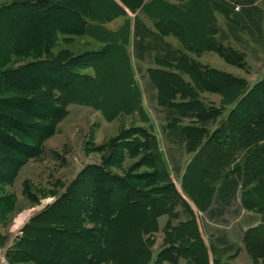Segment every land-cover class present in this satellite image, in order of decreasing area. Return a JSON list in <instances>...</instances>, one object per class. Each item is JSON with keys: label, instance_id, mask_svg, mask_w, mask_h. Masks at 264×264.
Wrapping results in <instances>:
<instances>
[{"label": "trees", "instance_id": "16d2710c", "mask_svg": "<svg viewBox=\"0 0 264 264\" xmlns=\"http://www.w3.org/2000/svg\"><path fill=\"white\" fill-rule=\"evenodd\" d=\"M120 1L133 12L147 10L149 17L154 19L156 31L148 28L139 17L136 18L134 47L136 58L144 59L147 54L156 65L148 68L147 74L151 84L157 89L159 106L168 109V124L165 127L168 134L185 141L189 152L199 149V152H204L207 147H211L212 151L208 155L211 163L207 166L218 164L215 181L222 175L221 170H225L224 167L231 168L225 172L220 186V208L232 200L238 189H242L243 206L262 216L259 225L249 228L242 236L243 246L257 264L254 247L264 246V167L259 165L264 160V110L246 119L241 117V112L246 106L257 104L261 96L264 97V79L250 88L244 78L203 65L199 57L213 51L219 53L227 62L238 64L239 61L236 63L231 58V50L222 45L230 33L228 31L226 34L216 26L215 12L225 16V24L228 23L227 26H230L234 36V31L240 30L237 27H241L252 37L262 40L263 9L257 4L258 0H193L190 3V0H180L188 2L182 5L159 0L156 4H149L150 6L145 5V0ZM65 4V0H7L0 4V19L5 18L15 25L25 21L41 25L49 23L58 12L64 11ZM70 13L75 18V27L62 28L60 32L66 35L91 36L98 43L104 44L102 49L64 58L60 54L52 57L49 53L52 42L50 45L38 47L34 59L21 64L15 63L11 68L1 71L2 64L8 57L2 46L0 32V95L6 93L5 87H10L8 93H12L11 96L0 97V180L11 182L29 158L41 155L43 142L56 134L58 123L68 115L69 104L78 103L80 90L94 83L71 68L84 67L94 62V59L108 49L123 48L109 42L106 39L108 31L104 29L106 23L127 15L126 10L115 0H93L88 9L75 8ZM170 35L179 40L182 49H176L166 42L165 37ZM32 39L34 38L30 36L29 40ZM120 53L124 58V53ZM124 63L125 77L120 79V84L133 93L136 103L132 102L133 98L127 97L124 100V106L130 112L131 104L141 107L142 102L132 70L125 58ZM94 68L97 70V65ZM204 92L221 94L223 98L220 105L206 104L202 99ZM90 95L88 100L93 97L95 106L101 108L106 95L97 96L99 94L95 91ZM31 105L47 109L48 116L31 111ZM103 106L104 110L108 107L107 111L111 115L117 110L111 105ZM230 106L233 107L225 119L220 121V117ZM7 107H15L17 111L28 116L46 118L48 126L27 125L16 119ZM186 118H189L190 122L183 124ZM29 128L39 130L40 135L31 136ZM133 134L143 137L144 140H133L130 137L128 140V137L124 136L128 140L124 150L128 146L132 156L146 152L154 155L157 170L144 176L145 183L149 181L146 187H152L151 190H136L135 186L128 184L123 178L110 175L103 166L88 167L80 173L70 190L68 187L65 198L61 197L35 216L26 225L25 230L44 224L48 225V234L58 241H80L81 251L75 259L71 260V263L61 262L62 264H116L113 258L103 259L105 243L99 237L96 240L93 238L95 225L99 233L121 219L141 215L143 220L148 218L151 223L148 232L142 229L140 234V243L146 252L145 264H164L166 261L178 264L181 258L186 260V264H210L193 215L177 226H172L171 221L167 223L164 230L168 247L154 258V243L145 235H152L160 230L161 217L168 215L170 220L178 218V214L174 213V201L179 198L156 136L144 128L134 131ZM20 136L32 140L34 144L24 141ZM258 156L262 160L258 159ZM220 158L224 160V164L219 163ZM207 166H201L196 173L204 176ZM88 170L94 176L93 191L86 197L81 194L80 198L85 197L87 200L79 198L74 206L68 204L70 198L77 200V185L86 177ZM114 183L120 185L122 194L126 193L117 199L116 203L111 200ZM159 183L163 186L159 187ZM253 183L255 185L250 188ZM194 189L197 192L201 189L198 177L194 180ZM140 199L144 202L140 203ZM64 207H69L70 210L64 213ZM87 223H92L93 228L85 227ZM214 264L229 263L216 259Z\"/></svg>", "mask_w": 264, "mask_h": 264}, {"label": "rangeland", "instance_id": "374dc122", "mask_svg": "<svg viewBox=\"0 0 264 264\" xmlns=\"http://www.w3.org/2000/svg\"><path fill=\"white\" fill-rule=\"evenodd\" d=\"M65 1L66 9L53 16L49 23L39 25L33 21H25L15 25L5 18L0 19L2 46L8 57L6 62H3L1 71L11 68L15 63L21 64L29 59H34L37 56L38 47L50 45L52 42L53 45H50L49 51L52 57H57L60 54L64 58L68 55L85 54L103 48V44L95 42L87 35H66L60 32L62 28L75 27V18L70 13L72 10L75 8L88 9L93 0ZM97 1L101 2V0ZM4 2L7 0H0V4ZM257 4L263 9L262 40L252 37L241 27H237L240 30L234 31V36L230 26H227L228 23L225 24V16L215 12L216 26L223 29L226 34L228 31L230 33L222 45L231 50L230 56L236 63L239 61L238 64L227 62L219 53L213 51L206 52L199 57V61L203 65L244 78L250 88L264 79V0H258ZM30 36L34 39L29 40ZM168 42L174 48H180L177 39L171 37L168 38ZM153 55L154 53L151 54V56ZM92 63L80 68H71L72 71L87 76L94 83L80 90L78 103L69 104L68 115L58 123L56 134L43 142L41 155L29 158L11 182L0 180V264H62L61 262L71 263V260L75 259L81 251L80 241H58L48 234V225H34L28 230H25V227L35 216L53 205L58 199L65 198L68 187L70 190L80 173L88 167L103 166L102 168L106 169L110 175L123 178L128 184L135 186L136 190L142 192L151 190L152 187H146L149 181L145 183L144 176L157 170L154 155L151 152H146L132 156L128 146L124 150L128 140H144L143 137L134 135V131L144 128L153 133L154 130L156 135L154 133L153 135L158 136L163 156L169 164V170L174 174L178 173L174 161L179 164L177 166L181 169L184 167V161L189 157L186 150L177 144L179 139L174 135H169L168 130L165 129L168 124V109L159 106L157 89L148 79L147 68L154 66L149 55L146 54V59L143 62H134V73L142 90L143 100H141V107L131 104L130 112L124 106V100L128 97L129 99L133 98L132 102L135 103V101L133 93L120 84V81L125 77L126 63L118 49H108ZM95 65H97V70L94 68ZM4 91L6 93H2L1 98L12 95V93H8L10 87H5ZM92 91L98 93L97 96L106 95L103 105L116 107L117 110L113 115L108 113V107L104 110L103 105L101 108L95 106L93 97L88 100ZM7 93L8 95H6ZM222 98L223 96L219 93L204 92L202 94V99L208 105L219 106ZM232 107L230 106L224 111L220 121L225 119ZM7 108L11 110V114L16 119H20L27 125L48 126L49 122L46 118L22 114L15 107ZM29 109L46 116L49 113L47 109L34 105H31ZM263 110L264 97L261 96L257 104L248 105L242 110L241 117L246 119ZM189 122L190 119L186 118L183 124ZM1 124L3 123L1 122ZM29 134L37 137L40 135V131L29 128ZM124 136H127L128 140ZM20 137L24 141L34 144L32 140ZM258 159L262 160L259 156ZM259 165L264 167V160ZM93 177V174L88 170L86 177L82 178L77 185L75 193L77 200L74 201L70 198L68 204L74 206L81 194L85 197L90 195L93 191ZM254 185L255 183L250 185V188ZM112 186L111 200L116 203V200L126 193L122 194L120 185L114 183ZM158 186L161 187L163 184L159 183ZM150 196L153 197V195ZM85 197H81L83 201L88 199ZM262 198L264 199L263 196ZM143 202L140 199V203ZM68 210H70L69 207L63 208L64 213ZM179 210L180 208L177 209L178 218H173V222L176 224L179 220L185 219L180 216ZM141 217V215H135L128 219H121L109 229L99 233H97L95 225L93 238L96 240L99 237L105 243L104 260L113 258L116 264H145L146 252L144 248L142 249L140 234L142 229H146L148 232L151 223L148 218L143 220ZM261 218L259 213L247 209L239 224H244L248 230L258 226ZM167 220H169L167 217L161 220L163 226ZM93 226L92 223L85 224L87 228H93ZM224 232H227L226 234L233 245L219 255L221 262L256 264L243 246L241 230H238L237 227L207 229L206 238L211 241V238H219ZM145 236L154 243L152 245L154 258L168 247V244L164 243L167 237L164 229ZM254 252L257 264H264V246L254 247ZM230 256L232 259H229ZM178 264H186V260L181 258Z\"/></svg>", "mask_w": 264, "mask_h": 264}, {"label": "crops", "instance_id": "0c3cea01", "mask_svg": "<svg viewBox=\"0 0 264 264\" xmlns=\"http://www.w3.org/2000/svg\"><path fill=\"white\" fill-rule=\"evenodd\" d=\"M159 0H145L144 3L145 5H149L151 3L156 4ZM162 2H168L170 4H175V5H182L188 3L182 2L180 0H161ZM193 1L190 0L189 3ZM115 2L123 7L127 15L126 16H120L116 19H114L110 23H106L104 25V29L108 31L106 39L109 42L116 43L117 45L122 46L119 52L124 53V58L126 61H128V65L130 69L132 70L133 74V80L139 90L140 93V98L143 100V94L142 90L137 82L135 73H134V62L139 61L143 62L146 59V56L144 59H138L136 58L135 55V42H136V35H135V21L136 18L139 17L141 21L145 23V25L150 28L153 31H156L155 26H154V19L149 17L147 10H137L136 12L131 11L125 5L120 1V0H115ZM152 5V4H151ZM150 6V5H149ZM147 8V7H146ZM95 42L97 40L91 36H88ZM175 38L174 36L170 35L165 37V40L167 43L168 38ZM177 39V38H175ZM178 40V39H177ZM179 41V40H178ZM180 43V42H179ZM170 44V43H169ZM104 45V44H103ZM176 49H182V45L180 43V48ZM150 67H156L154 66H149ZM147 68V69H148ZM147 72V71H146ZM148 76V74H147ZM149 79V76H148ZM150 81V79H149ZM151 83V81H150ZM214 129V128H213ZM154 134V130L152 131ZM156 135V134H155ZM157 137L158 144L160 151L161 150V145H160V140ZM181 148H184L186 152L189 154V157L186 161H184V167L180 169L177 165H179L176 161V171L178 172L177 174H174L169 170V164L167 160H165V157L163 156L162 153V158L164 160V163H166L168 170L170 172V177L175 185L176 192L178 194L177 200L174 201V213H179L177 209L180 208V216L185 219L179 220V222L176 224L173 222V219L170 220L168 215H165L159 219V227L160 229H165L166 225L168 222L171 221L172 226H177L180 223H184L187 220L190 219V217L193 215L196 219V223L198 226V231L199 234L204 242L205 248L208 253V259L210 264H214V260L220 259L219 255L230 248L229 246H232L233 244L228 238L227 232H224L223 235H221L219 238L212 239L211 241L206 238L207 234V229H230L237 227L238 230H241V235L243 236V233L247 230L244 226V224H239L241 223V220L245 216L246 208L243 206L242 203V196L241 194L243 193L242 189H238L237 192L235 193L234 197L232 200L222 206V208L219 207L218 204V197L220 194V186L222 185L223 182V177H225V172H227L229 167H224L225 170L222 171V175L218 177V180H214V175L217 174L216 171V164L209 167L207 166L208 164L211 163L210 159L208 158V155L212 151L211 147H207L206 151L204 152H199V150L194 151V152H189L186 149V142L183 141L182 139H179L177 141ZM220 164H224V160L220 158ZM201 166H207V172L203 176L198 175L196 171L198 168ZM179 169V171H178ZM201 176V178H200ZM198 177L200 181V191L197 192L194 189V180ZM177 180H179V183H177ZM179 216V214H178ZM167 217L169 220L166 221V224L163 226L161 223V220ZM180 217V218H181ZM210 225V226H209ZM212 235H214L212 233ZM165 243V240H164ZM240 243V242H239ZM238 243V244H239ZM229 259H232V256H230ZM164 264H171L170 261H166Z\"/></svg>", "mask_w": 264, "mask_h": 264}]
</instances>
